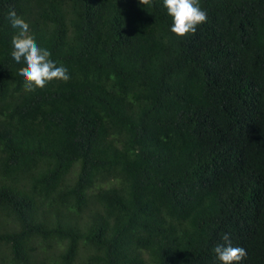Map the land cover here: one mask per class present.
Returning a JSON list of instances; mask_svg holds the SVG:
<instances>
[{
    "label": "trees",
    "instance_id": "1",
    "mask_svg": "<svg viewBox=\"0 0 264 264\" xmlns=\"http://www.w3.org/2000/svg\"><path fill=\"white\" fill-rule=\"evenodd\" d=\"M0 0V264H264V0ZM15 10L70 80L34 92Z\"/></svg>",
    "mask_w": 264,
    "mask_h": 264
},
{
    "label": "clouds",
    "instance_id": "2",
    "mask_svg": "<svg viewBox=\"0 0 264 264\" xmlns=\"http://www.w3.org/2000/svg\"><path fill=\"white\" fill-rule=\"evenodd\" d=\"M153 0H140L142 5L151 6ZM167 13L173 18L171 31L177 36L184 37L195 34L197 27L207 21V12L200 6V0H163ZM12 28L17 32L12 37V58L25 66L19 69V75L24 78V87L34 92L42 89L53 80L68 82L70 74L67 67L51 59L49 49L41 47L33 35L30 34V25L13 9L8 13ZM214 247V253L222 264H239L247 256L244 247L233 246L230 233H223Z\"/></svg>",
    "mask_w": 264,
    "mask_h": 264
}]
</instances>
